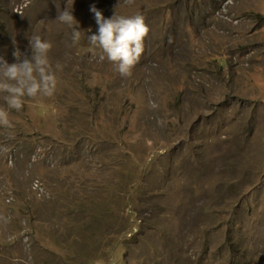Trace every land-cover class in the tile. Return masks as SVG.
<instances>
[{
    "label": "rangeland",
    "instance_id": "rangeland-1",
    "mask_svg": "<svg viewBox=\"0 0 264 264\" xmlns=\"http://www.w3.org/2000/svg\"><path fill=\"white\" fill-rule=\"evenodd\" d=\"M93 5L144 17L131 76ZM34 35L62 68L19 112L0 93V264H264V0H0V56Z\"/></svg>",
    "mask_w": 264,
    "mask_h": 264
},
{
    "label": "clouds",
    "instance_id": "clouds-1",
    "mask_svg": "<svg viewBox=\"0 0 264 264\" xmlns=\"http://www.w3.org/2000/svg\"><path fill=\"white\" fill-rule=\"evenodd\" d=\"M134 0H126L132 4ZM94 14L97 30L89 34L87 39L93 49H100L99 59L105 58L112 62L115 70L122 77H129L132 69L139 62L144 51V39L150 29L142 15L123 16L115 13L110 18H105L102 11L94 5L90 7ZM60 24L71 30L72 44H78L81 40L79 21L73 15L72 10H62L55 17ZM91 32V29H88ZM53 45L39 35L28 39L27 50L21 52L19 48L12 53L14 62L9 63L0 56V93H4L7 109L21 111L25 104V98H51L54 96L58 78L56 70L62 68L56 65L53 69L49 61V52ZM150 107L156 109L158 105L150 102ZM6 108L0 107V126L13 129L10 113Z\"/></svg>",
    "mask_w": 264,
    "mask_h": 264
}]
</instances>
